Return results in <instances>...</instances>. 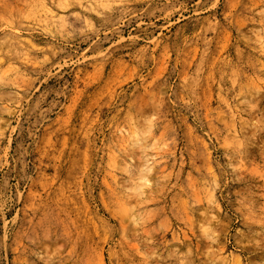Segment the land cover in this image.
I'll return each instance as SVG.
<instances>
[{"label": "rangeland", "instance_id": "obj_1", "mask_svg": "<svg viewBox=\"0 0 264 264\" xmlns=\"http://www.w3.org/2000/svg\"><path fill=\"white\" fill-rule=\"evenodd\" d=\"M0 264H264V0H0Z\"/></svg>", "mask_w": 264, "mask_h": 264}]
</instances>
